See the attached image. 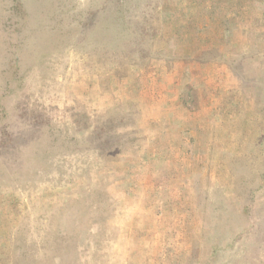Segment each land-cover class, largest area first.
<instances>
[{"label": "rangeland", "instance_id": "1", "mask_svg": "<svg viewBox=\"0 0 264 264\" xmlns=\"http://www.w3.org/2000/svg\"><path fill=\"white\" fill-rule=\"evenodd\" d=\"M0 264H264V0H0Z\"/></svg>", "mask_w": 264, "mask_h": 264}]
</instances>
